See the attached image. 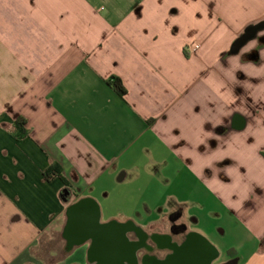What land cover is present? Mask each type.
I'll list each match as a JSON object with an SVG mask.
<instances>
[{"label":"crops","instance_id":"obj_1","mask_svg":"<svg viewBox=\"0 0 264 264\" xmlns=\"http://www.w3.org/2000/svg\"><path fill=\"white\" fill-rule=\"evenodd\" d=\"M260 22L264 0H0V264H41L71 204L102 222L114 196L128 210L109 219L156 235L155 262L195 234L225 263L214 237L232 225L234 264H264V28L230 52Z\"/></svg>","mask_w":264,"mask_h":264},{"label":"water","instance_id":"obj_2","mask_svg":"<svg viewBox=\"0 0 264 264\" xmlns=\"http://www.w3.org/2000/svg\"><path fill=\"white\" fill-rule=\"evenodd\" d=\"M264 28V22L248 26L245 31L237 37L230 48L231 53H237L239 49L256 33ZM69 224L67 235L76 233L77 242L91 241L90 255L97 262L96 264H134V253L140 243L130 241L125 236V231L132 226L128 223L118 225L115 223H102L99 221V207L95 201L89 198L79 199L67 209ZM197 236L191 234L186 243L181 247H174L172 256L155 262V264H176L177 259L187 256L197 264H205L211 254L205 256L202 248L194 245ZM198 239V238H197Z\"/></svg>","mask_w":264,"mask_h":264},{"label":"rangeland","instance_id":"obj_3","mask_svg":"<svg viewBox=\"0 0 264 264\" xmlns=\"http://www.w3.org/2000/svg\"><path fill=\"white\" fill-rule=\"evenodd\" d=\"M99 202H100V206L102 209V214H101L102 223H115L118 225H122L121 223H117L116 221L109 219L108 215L116 214L119 211H127L128 210V206L126 205L127 199L126 198L118 199V196H114L108 200L99 199ZM133 203L135 204V206H137V203H139V200L138 199L134 200ZM116 218L120 219L121 216L117 215ZM232 220H233L232 217H229L228 220L220 222L219 225L225 228L227 227V229H229L228 224ZM214 222H215L214 220L208 219L207 224L210 227L214 224ZM230 227L231 228L226 235L216 234L217 236L214 237V240L219 247L218 250L221 253V259L226 258L225 263H222V264H234L233 261L235 260V259L230 258L229 255H227L228 246L237 241L236 238L234 239L231 238L230 234L233 230L232 225ZM62 229L63 227H59L58 230L51 229L50 231L45 233V235L41 239H39L40 240L39 244H37V246L33 249V252H32L35 260L37 259L38 262H41V264H51V262L58 260L67 254L66 251L64 250L65 249L64 248L65 238L62 235ZM237 229L239 233L238 234L236 232L237 236L242 235L243 237L245 234V231H243L244 229H242L239 226ZM131 236L132 235H130V237ZM163 243L165 244V241H163ZM248 245L251 246V244H248ZM51 253L52 254L54 253L56 257L51 256L50 255ZM177 263L178 264H192L193 261H191L190 258L187 256H182V257H179V259H177Z\"/></svg>","mask_w":264,"mask_h":264},{"label":"flooded vegetation","instance_id":"obj_4","mask_svg":"<svg viewBox=\"0 0 264 264\" xmlns=\"http://www.w3.org/2000/svg\"><path fill=\"white\" fill-rule=\"evenodd\" d=\"M68 224H69V217L66 213V220L62 229V235L65 238L64 250L66 251V253H69L75 245L87 243L89 245L88 261L85 264H96L97 261L93 259L90 255L91 241L77 242L76 238L78 235L76 233L71 232L67 235ZM124 234L130 241L140 243V246L136 249L134 253V257H135L134 264H155L156 255L155 254L151 255V253L152 251H154L153 245L155 243V240L159 241L156 235L151 233L149 234L133 228L126 230ZM130 235L132 236L130 237Z\"/></svg>","mask_w":264,"mask_h":264},{"label":"trees","instance_id":"obj_5","mask_svg":"<svg viewBox=\"0 0 264 264\" xmlns=\"http://www.w3.org/2000/svg\"><path fill=\"white\" fill-rule=\"evenodd\" d=\"M107 84L121 97H123L126 93V88L123 85L121 79L116 75H111L107 80ZM26 124V119L23 117H19L15 120L14 125L16 129V136L18 138L26 136L28 134L27 129L24 127ZM45 177L47 179H51L53 176H56V170L54 169V165H51L46 171H45Z\"/></svg>","mask_w":264,"mask_h":264}]
</instances>
